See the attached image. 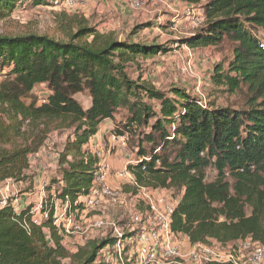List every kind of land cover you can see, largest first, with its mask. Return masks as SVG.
I'll list each match as a JSON object with an SVG mask.
<instances>
[{
  "label": "trees",
  "instance_id": "trees-1",
  "mask_svg": "<svg viewBox=\"0 0 264 264\" xmlns=\"http://www.w3.org/2000/svg\"><path fill=\"white\" fill-rule=\"evenodd\" d=\"M47 1L30 0L54 2ZM19 3L0 0V17ZM202 13L204 23L178 43L228 45L227 64H215L211 79L216 92L243 94L240 107L202 103L186 88L159 90L128 75L127 63L166 54L171 48L164 44L103 38L86 26L66 40L0 35V181L27 179L30 156L53 130L66 131L55 197L67 196L68 210H80L78 198L91 190L99 161L88 143L121 112L116 132L133 139L128 168L137 181L180 194L174 233L191 244L249 237L264 246V0H207ZM37 85L49 93L40 98ZM53 220V207L36 224L30 205L16 211L7 202L0 208V264H94L100 249L115 242L107 236L71 254Z\"/></svg>",
  "mask_w": 264,
  "mask_h": 264
},
{
  "label": "rangeland",
  "instance_id": "rangeland-1",
  "mask_svg": "<svg viewBox=\"0 0 264 264\" xmlns=\"http://www.w3.org/2000/svg\"><path fill=\"white\" fill-rule=\"evenodd\" d=\"M206 1L81 0L74 8L65 9L62 6H55L53 3L32 4L30 0H21L22 3H19L10 15L0 17V35L15 36L36 33L66 40L76 32L79 26H86L93 28L103 38L128 39L145 44H164L171 48L166 54H158L150 58L137 57L134 61L127 63L128 75L134 80L146 82L159 90H169L174 86L186 88L198 96L202 103L227 105L232 108L240 107L244 103L243 94L216 92L211 79L215 64L223 63L226 66L229 54L228 45L200 48L178 43L180 38L185 37L186 33L193 29V27L181 23L182 16L187 15V11L193 12V15H190L186 21V23L191 22L202 13V5ZM90 2L95 3L89 4ZM159 24L164 25L159 27ZM46 91L47 88L44 85H37L34 89V93L40 98L45 96L42 94ZM77 98L84 106L87 104L86 96L83 93L77 95ZM121 116L120 112L115 119L105 120V123L108 122L110 132L118 134L116 129L121 128L118 123ZM123 135L127 138L128 145V151L125 153L135 157L136 150L131 135L128 132H124ZM65 137L66 131L53 130L48 134L47 139L49 140L46 144L51 148H60ZM106 143L104 149L108 150L107 140ZM109 151L111 157L112 150ZM57 158L58 156L54 165L57 164ZM56 166L54 170L50 169L52 171L44 178L46 182L44 187L49 186L52 189V193L50 192L49 197H46L48 203L51 202V198L59 186L58 164ZM33 175L30 173V178ZM54 180L55 182H53ZM20 188L22 191L26 190L23 185ZM58 202H61V199ZM60 206L61 203H59ZM60 209H58V214L59 212L61 214L59 221L61 224H65L67 217L61 213ZM102 210L90 211L85 216L82 214L81 218L78 217L76 220L83 223V228L73 234L62 235V244L68 252L77 254L87 249L91 242L112 236L113 229L111 228L96 229L91 226L95 215L100 214L114 219L118 225L128 222L127 215L121 218L118 216V212L113 214L112 209L104 208ZM44 232L48 235L47 228L44 229Z\"/></svg>",
  "mask_w": 264,
  "mask_h": 264
},
{
  "label": "built area",
  "instance_id": "built-area-1",
  "mask_svg": "<svg viewBox=\"0 0 264 264\" xmlns=\"http://www.w3.org/2000/svg\"><path fill=\"white\" fill-rule=\"evenodd\" d=\"M79 1L81 0H54L53 4L71 9ZM190 15L192 14L188 12V18ZM204 19L203 13L192 19L193 28H199ZM108 141L110 147L128 151L127 138L123 134L109 132ZM95 153L99 160L98 169L91 190L78 198L77 202H81L82 208L70 211L69 198H62L61 213L67 217V221L61 224V214H57L54 202L49 204L41 200L38 205L31 207L32 222L40 224L46 220L49 217V208L53 207V224L61 235H68L83 228V223H79L76 218H81L82 214L85 216L90 211L108 208L118 212L121 218L127 215L128 222L123 225H118L114 219L100 214L95 215L91 221V226L96 229H113L112 236L115 237L113 244L100 249L94 262L98 264L100 261L104 264H264V246L249 237L235 244L220 245L215 241L191 244L187 236L174 233L170 222L180 194L167 188L140 184L128 168L129 164L135 162L134 156H130L123 167L115 171V176L121 182L119 187H111L107 181L112 169L105 151L96 150ZM15 182L11 178L0 181V208L6 206L7 202L14 203L11 198L15 195ZM122 185L131 188L129 193L122 190ZM54 198L57 197L54 195L53 200ZM119 209L125 214L119 213ZM35 215H39V218ZM24 227L27 228V225L24 224Z\"/></svg>",
  "mask_w": 264,
  "mask_h": 264
},
{
  "label": "crops",
  "instance_id": "crops-1",
  "mask_svg": "<svg viewBox=\"0 0 264 264\" xmlns=\"http://www.w3.org/2000/svg\"><path fill=\"white\" fill-rule=\"evenodd\" d=\"M95 2H90L89 4H94ZM88 4V5H89ZM189 11H187L188 13ZM193 15V12H190ZM188 19L187 15H183L182 16V20L181 23H185V26H190L193 27V23L192 21L189 23H186V21ZM194 29V28H193ZM193 29L189 32L186 33L189 34L193 31ZM154 57V56H152ZM150 58V57H149ZM47 93H49V90H47L46 92H44L42 95H46ZM79 95V94H78ZM106 121L104 120L100 126L99 129L97 131V133L95 135H93L88 143V148L90 150H92L93 152H95L96 150H104L105 151V155L107 157V161L110 164V167L112 169L111 172V176L108 179V184L111 187H119V184L121 183L119 181V179L115 176V171L119 170L123 167V164L130 158V156H128L125 152H123L122 150H120L117 147H110L109 141H108V135H109V128H108V122L105 123ZM104 125V126H103ZM108 133V134H107ZM105 137V138H104ZM49 139H47L44 143V145H42L40 147V149L34 153L32 156H30L29 158V167L26 170V174L28 175L27 179L24 180H20V181H16L15 182V195L14 197L11 198V201H14V206L16 211L21 210L22 208L30 205V207L36 206L39 204V202L41 200L46 201V197H49V193H52V189L49 188V186L44 187L45 185V181L44 178L47 174H50V172L52 170H54L57 166L54 165L56 157L58 156V153L62 147L60 148H51L48 144H46V142ZM106 140L108 142V150H106V148L104 149V144L106 145ZM64 142V141H63ZM63 144V143H62ZM112 150V156L110 157V151ZM52 169V170H50ZM30 173L34 174L32 178L29 177ZM58 179L60 178L57 177ZM59 186H58V190L60 189V187L62 186V182L59 181L58 182ZM25 186L26 190H23L20 188L21 186ZM19 187V188H16ZM122 190L125 193H129L130 191V187L128 185H122ZM53 197V196H52ZM60 200V198H55L53 200V198H51V203H53L57 209V214H58V209H62V204L59 207V203L58 202ZM60 209V211H62ZM113 214H115V211L112 210ZM60 213V212H59ZM119 213H122L123 215L125 214V212L122 209H119ZM37 216V218H39V215H35ZM46 228V227H44ZM236 242H229L228 244H235Z\"/></svg>",
  "mask_w": 264,
  "mask_h": 264
}]
</instances>
